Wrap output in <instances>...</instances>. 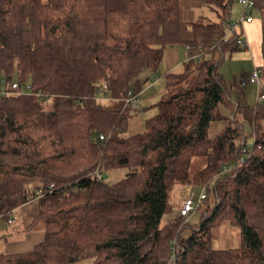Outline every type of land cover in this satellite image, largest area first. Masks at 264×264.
I'll list each match as a JSON object with an SVG mask.
<instances>
[{
	"label": "trees",
	"instance_id": "1",
	"mask_svg": "<svg viewBox=\"0 0 264 264\" xmlns=\"http://www.w3.org/2000/svg\"><path fill=\"white\" fill-rule=\"evenodd\" d=\"M202 2L217 18L190 21L183 38L180 0H0V87L27 89L0 96V216L38 198L29 227L45 230L0 264H171L173 255L174 264H264V99L242 105L220 71L226 54L245 49L243 29L228 35L236 0ZM175 44L189 45L183 69L165 73L158 111L130 133L139 111L125 99ZM225 120L210 137V124ZM244 124L254 135L245 152ZM196 157L204 164L191 173ZM178 184L207 186L197 225L178 210L163 222ZM225 221L239 245L215 249Z\"/></svg>",
	"mask_w": 264,
	"mask_h": 264
},
{
	"label": "rangeland",
	"instance_id": "2",
	"mask_svg": "<svg viewBox=\"0 0 264 264\" xmlns=\"http://www.w3.org/2000/svg\"><path fill=\"white\" fill-rule=\"evenodd\" d=\"M180 6H181V13H182V22H181V32L183 38H189L191 36V27L189 22L192 20H195L199 16H207V18L216 19L217 14L215 12H212L210 8L203 4L202 0H180ZM241 9V5L236 2L233 4L232 7V17L235 16L236 13H238ZM173 50L170 51H179L181 53L180 55V61L176 63L177 65L173 67L172 62H175L176 60L173 58L172 54L166 53V55L163 56L162 61L156 70V72L151 74L150 80L144 85L142 92V104H140L139 113L134 115L133 122H138L140 127L142 126V129L145 127L144 123L145 120L156 114L158 111L157 102L160 100L163 94V89L165 88L166 84V78L165 73L169 70H174L176 72L181 71L183 69V62L186 60L187 54H186V46L184 44H175L171 46ZM237 53V52H236ZM240 56V55H238ZM253 67V60L250 57H236L235 53L233 54V58L229 60V56H225V60L223 61L220 70L224 72L228 83L231 85L233 82V78L235 75H238L240 73H249L252 70ZM172 68V69H171ZM253 72V70L251 71ZM154 74V75H153ZM159 75V78L161 79L158 84H155L153 86H150L155 81V76L157 77ZM150 88L148 89V87ZM236 91L232 90L233 95L235 96ZM246 94L253 98H257L258 96V86L256 84H248V86L245 88ZM102 95L103 99L108 100L110 98V95L108 94H100ZM144 97H148L147 102L143 101ZM136 124V123H135ZM264 124V123H263ZM130 126V125H129ZM139 127V128H140ZM133 130V129H132ZM136 130V129H134ZM246 133L249 134L246 145L248 147H252L254 143V135L251 133V130L249 127H246ZM130 131V128H129ZM204 164V158L203 157H196L193 159L191 166H190V172L194 173L196 172L202 165ZM126 172L125 168L117 169L114 171H111L110 173V180L115 181L119 178H121ZM182 186L179 184L175 186V188L171 191L170 195V201L173 205V212L170 214H166L163 217V222H165L171 215H178L177 209L181 207V204L183 203V200L187 197L188 189L192 190L195 195H199L201 191V186L198 185H192L188 188V185L183 187V190H181ZM203 208L195 211L190 216L189 224L190 226L197 225L201 222V216H202ZM15 218V221L13 223H9L8 219L4 218L3 216H0V254L2 253H9L16 250L26 252L25 248L28 247V245L32 242L34 235L38 233L39 231L44 230V224L42 222H39L35 224L33 227H29L26 225L25 221L22 218H17L16 213L12 215ZM38 227V228H36ZM240 241V234L239 229L237 226L231 224L228 221L223 222L217 229L214 231V237L212 239V245L215 249H225V248H231L239 245ZM88 261L81 262L79 264H87Z\"/></svg>",
	"mask_w": 264,
	"mask_h": 264
},
{
	"label": "crops",
	"instance_id": "3",
	"mask_svg": "<svg viewBox=\"0 0 264 264\" xmlns=\"http://www.w3.org/2000/svg\"><path fill=\"white\" fill-rule=\"evenodd\" d=\"M242 11H243V8L241 6L240 11L238 13H236L235 16L232 17V19L236 20V19L240 18L242 15ZM248 12L250 15H252L253 19L250 22H246L244 24V26L242 27L244 34H245V37L248 41V47L243 49V50H240V51L232 52L231 54H226V56L227 55L229 56V60H231L233 58L234 53H235V58L236 57H243V55L245 57H250L253 60L252 70H254L256 67H259V66L263 65V63H264V57H263V52H262V41H263V37H264V7H254L252 9H250ZM171 48H172L171 46L166 47V49L164 51V55H166V53H168V52H170L168 54H172L173 58L176 60L175 62H172V63H174L173 67H175L177 65L176 63H178L180 61L181 53L178 50L177 51H170V50H173ZM238 55H240V56H238ZM169 71H171V70H169ZM251 71L249 73L243 72V73H240L238 75H235L233 78V82L231 83L232 90L236 91L235 92L236 95L234 96L232 93V96L234 99H237L242 105H252V104H255L257 101V98L252 99V97L250 95L248 96L245 92V88L248 86V84H256L257 85V83L249 81V78L252 74ZM222 74L225 76L224 72H222ZM154 78H155V81L150 86L161 83L160 82L161 79L159 78V75H157V77L155 76ZM225 78H226V76H225ZM261 78H262V83L264 85V77L261 76ZM243 79H246L248 81L247 84L244 86L242 85ZM226 80H227V78H226ZM227 82H228V80H227ZM150 86L148 87V89L150 88ZM164 90H165V88L162 91L164 92ZM141 95H142V92H140L141 104H142L143 102H142V96ZM147 100H148V97L143 98L144 102H147ZM222 112L224 113V115L226 117H232L230 110H228L227 108L222 107ZM133 118L134 117H132L130 119V124H129L130 125L129 126L130 133H136V132L142 131L143 130L142 126L140 127V125L138 124L139 121L133 122ZM226 124H227L226 120L225 121H213L210 124L209 136L212 138L216 137L225 128ZM244 126H245V129H246V127H249L247 124H244ZM134 129H136V130H134ZM180 186H182V185H180ZM183 187L184 186L181 187L182 188L181 190H183ZM14 213H16L17 218H22L25 221L26 225L29 226L39 214V199L34 198V199L20 205L16 209H14L13 212L10 214L11 217L13 218V221L9 222V223H13L15 221V218L12 216V215H14ZM36 228H38V227H36ZM44 238H45V230H42V231H39L38 233H36V235H34L33 240H31L32 242L28 245L27 248H25L26 249L25 251L26 252L31 251L33 249L34 245L37 244L38 242L42 241ZM23 251L24 250H22V251L16 250V251L9 252V253H23ZM85 261H88L87 264H93L92 259H86V260L80 261L79 263L85 262ZM79 263H77V264H79Z\"/></svg>",
	"mask_w": 264,
	"mask_h": 264
},
{
	"label": "built area",
	"instance_id": "4",
	"mask_svg": "<svg viewBox=\"0 0 264 264\" xmlns=\"http://www.w3.org/2000/svg\"><path fill=\"white\" fill-rule=\"evenodd\" d=\"M237 1L243 8L242 15L240 18L231 21V24L229 25V28H228V35L235 34L236 31H239L240 29H242V27L244 26V24L246 22H250L253 19L252 15H250L248 11L255 7L256 0H237ZM238 42L242 45V47H244V48L248 47V41H247L244 33L240 37H238ZM188 51H189V45H186V54H187L186 59L189 57ZM249 81L257 83V86H258L257 99L263 100L264 99V92H263L264 91V85L262 83L261 68L260 67H256L253 70V72L249 78ZM247 82L248 81L246 79H243L242 85L243 86L246 85ZM26 90L27 89H24V88L20 89L19 88V83L17 80H12L10 82V84H8V85H7L6 81H3V85L0 87V96L1 95L20 94V93H24ZM100 98L103 99L102 95L100 96ZM125 101H126V106L130 109L131 113H136L139 111L140 104H141L140 93L130 94V96L125 99ZM104 138H105V136L101 134L100 139H104ZM240 146L242 147V151H244V152L251 150V148L246 145L245 141L240 142ZM244 160L245 159L242 157L239 160V162L237 163V165H241L244 162ZM231 167H233V165H226L224 167V171H227ZM96 177L98 179L102 178V173L99 170L96 171ZM206 195H207V186L206 185L201 186V191H200L198 196L195 195L192 190L188 189L187 197L183 200L181 207L179 209H177L179 215H182V216H185L186 218H189L195 212L198 205L200 203H202L203 200L206 198ZM8 221L9 222L13 221V218L11 217V215H9ZM175 258H176L175 255H173L172 259H171V264H174Z\"/></svg>",
	"mask_w": 264,
	"mask_h": 264
},
{
	"label": "water",
	"instance_id": "5",
	"mask_svg": "<svg viewBox=\"0 0 264 264\" xmlns=\"http://www.w3.org/2000/svg\"><path fill=\"white\" fill-rule=\"evenodd\" d=\"M108 175H106V177H107Z\"/></svg>",
	"mask_w": 264,
	"mask_h": 264
}]
</instances>
